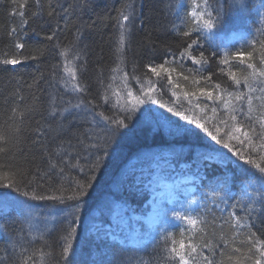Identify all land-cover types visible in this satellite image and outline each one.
<instances>
[{
    "label": "trees",
    "instance_id": "obj_1",
    "mask_svg": "<svg viewBox=\"0 0 264 264\" xmlns=\"http://www.w3.org/2000/svg\"><path fill=\"white\" fill-rule=\"evenodd\" d=\"M24 2L0 0V61L13 56L21 60L16 65L0 63V174L8 176L23 170L24 179L32 181L28 190L35 189L38 195L60 196L61 191L57 189H62L66 196L71 194L74 181L82 177L71 165L65 167L61 164L63 150L68 147L66 141L76 143V133H84L92 127L83 112L73 110L71 114L65 113L63 118L50 115L53 97L58 108L64 106L62 100H71L72 103H77L79 99L93 100L100 105L96 108L97 112L102 111L110 116L118 109L113 93L123 91L122 76L125 72L128 73L135 95L139 84L131 78L139 77L147 87L149 77L145 76L148 71L146 65L152 63L155 66L167 60L165 66L175 69L171 75L172 83H169L164 73L160 77H150L157 89L156 99L161 101L150 106L186 123L181 117H176L174 112H169V108L175 106L188 115L202 116L208 126H219L222 129L221 136L227 139L224 134L230 131L229 126L233 122L228 119L223 103L208 100L200 96L197 90H214V95L224 90L248 93L242 78L252 70L234 57L237 51L255 49L254 58L249 62L264 68L259 44L264 41V0H244L246 6L242 13L245 14L246 24L242 27L232 24L235 16H238L232 0H207V5L205 0H40L39 5L36 0H27L26 7H20ZM49 4L56 13L51 18L47 16L51 10ZM122 9L130 15V22L122 21ZM18 11L25 13L23 18ZM201 11L211 13L213 20L219 15L215 28H205L202 21L192 15L193 12ZM204 19H208V15ZM23 20L28 23L24 24ZM121 23L127 29L123 47L119 41ZM12 28L17 29L18 41L9 35ZM53 31L56 36L48 41L46 37ZM184 31H191L193 38L199 32V46H193L192 54L198 57L199 52L203 51L205 60L202 63L196 64L188 57L180 56L184 48L181 36ZM16 42L24 43L25 48L16 49ZM225 58L228 59L227 64L223 63ZM71 68L77 69L81 86L87 85L86 93L78 96L72 91L74 80L66 70ZM230 71L242 80L239 87L228 76ZM209 76L211 79H208ZM249 82L254 89L251 93L253 118H245L247 100L234 101L237 109H244V112L238 110L235 114L238 121L244 124L243 130L249 131L254 143L258 144L261 132L259 118L264 115V78L250 77ZM216 84H220L221 88L215 89ZM185 91L197 92L199 98H185ZM105 92L110 97L107 104L99 99ZM173 92L177 95H173ZM120 103L123 104V100ZM197 103L203 112L199 109L190 111ZM213 107L217 109L215 116L211 112ZM225 120L228 126L222 123ZM97 121L95 131L99 132L103 124L99 117ZM192 127L197 128L196 125ZM252 128H255V133H252ZM197 131L199 138L190 137L187 141L176 142L172 144L174 147L171 152L178 153L181 151L180 145L194 141L200 146L222 149L233 160H237L240 166L228 163V171L234 177L228 195L223 200L213 198V177L221 169L204 167L187 155V149L183 156L165 155L166 163L151 157L146 164L139 153L143 149L168 142L154 137L147 130H138L125 141L123 150L108 164L103 174L98 175L82 221L111 194V185L121 175L123 167L127 168L126 173H135L138 187H129L127 191L121 192L120 199L138 209L143 208L144 201L149 197L155 163L163 167L160 170H164L168 178L176 173L195 175V191L175 189L184 195H175L172 200L163 201L168 211L166 219L171 225L159 231L152 240L140 244L122 239L96 240L92 235L85 242V232L80 233L79 227L77 240L73 243L82 249L83 261L99 258L105 264H178V258L170 254V249L178 248L183 242L188 253L191 241L197 250L188 255L189 264H206L205 257L211 264H237L236 257H240L244 264H252L254 255H258L253 242L264 241V198L261 196L264 182L259 179L264 174L254 165L240 161L229 149L216 144L203 130L197 128ZM241 139L244 137L241 136ZM232 143L245 154H251L264 167V160L260 159L264 151L250 149L246 140L243 148L236 141ZM58 149H61L59 155ZM50 157L60 167H65L63 174H59L58 170L49 171ZM72 163L75 164V159ZM20 178L18 174L15 176L17 180ZM0 191L14 192L2 185ZM33 201L35 206L48 212L54 207L61 208L65 215H61L58 220H49L44 229H30V220L22 209L13 204L10 207L0 204V264H62L59 253L71 222L70 212L65 209L71 208V202L48 199ZM173 211L196 219L197 225L193 226L173 216ZM236 217L240 218L238 223ZM249 236H253V240H249ZM205 243L211 247L204 248ZM249 248H252V252L248 251Z\"/></svg>",
    "mask_w": 264,
    "mask_h": 264
},
{
    "label": "snow or ice",
    "instance_id": "obj_2",
    "mask_svg": "<svg viewBox=\"0 0 264 264\" xmlns=\"http://www.w3.org/2000/svg\"><path fill=\"white\" fill-rule=\"evenodd\" d=\"M242 6H246L244 4V0H239ZM36 3L39 5L40 0H36ZM205 4L207 5V0H205ZM27 0H25L24 4L20 5V7H26ZM51 10L47 12L48 17L55 16V8L49 4L48 6ZM127 8L128 6L125 5ZM18 14L21 18L24 17L25 13L23 11H18ZM192 15L196 17L198 20L202 21V24L207 29H213L216 27L219 21V15H217V19L213 20L211 17V13H205L203 11L197 13L193 12ZM208 15V19H204V16ZM120 17L122 21L130 22V15L126 14L122 9L120 11ZM24 24L28 23L27 20L22 21ZM120 34L119 41L121 47H123L126 40V31L124 24H120ZM9 35L13 36L17 41L19 39V34L16 28H12L10 30ZM56 36L55 31L49 36L46 37L48 41H52ZM183 37L184 48L180 53L181 57H188L194 63L200 64L205 60L204 52H199L198 57L192 54V49L194 45L199 46L200 34L197 32L196 37L193 38V33L191 31H184L181 33ZM255 43V42H254ZM260 50H261V62L264 63V41H260ZM16 49H24L25 44L16 42L14 44ZM253 51L242 52L237 51L234 53V57L242 60L247 64V67L252 71L249 75L243 76L242 80L245 85L248 87V93L235 91L229 92L224 90L222 92H218L214 95V90H208L205 88H199L197 91L200 96L207 97L208 100L213 102L221 101L223 103V107L227 112L228 119H230L233 123L229 126L230 131L226 132L224 135L227 139L221 136L222 129L219 126L212 125L211 127L206 124L204 121V117L197 116L195 114L188 115L184 111H179L175 106L173 108H169V112H174L176 117H181L183 121L180 119H175L172 116H169L165 113H161L158 109L152 108L150 105L152 103L160 104L161 101L156 99L157 89L155 87V83L150 79L152 75L156 77H160L162 73L166 74V79L169 83H172L171 75L175 69H171L165 66L168 63L165 60L164 63H160L159 65H153L149 63L146 65L148 71L145 73V76L149 77L147 87L144 83L141 82L139 77L133 76L131 79L134 80L137 84H139V89L137 90V94H133L132 86L129 83L128 73L125 72L122 76L123 83V91H115L113 96L118 105L117 111L113 112L112 115H105L104 112H97L96 108L100 107L96 101L93 100H85L79 99L77 103H72L71 100L64 101L61 103L64 105L63 107L55 106V97L52 98V106L50 115L53 117L59 115L63 118L65 113L71 114L73 110L78 112L85 113V119L89 121L92 125L90 129H86L84 133H76L75 139L76 143L73 144L71 140L66 141L68 147L63 150L61 164L68 166L71 165L72 168L76 169L79 175L82 177L81 179H77L74 181V187L71 188L70 195H64L62 189H57L61 191L60 196H47V195H38L35 189L28 190L31 186L32 181L25 180V173L23 170H18L17 173L13 175L4 176L0 174V185L6 189H13L14 192L5 193L0 191V197H4V202L7 204H13L20 200V197L29 198L31 200H59L61 203L67 201L71 202L70 208V216L71 222L69 225V229L67 230V234L63 237V245L61 247V251L59 253L62 264H105L103 259H96L93 261H83L81 257L83 256L82 249H78L74 246V241L77 240V236L79 234V227L83 223L81 217L85 212V206L88 203V199L91 197V191L94 189L95 183L98 182V175H102L106 170L109 163H111L114 159H116L121 151L123 150V146L125 141L135 135L138 130H147L151 132L154 137H158L162 140H165L170 145L175 144L179 141H187L190 137L199 138L198 129L203 130L204 133L207 134L208 137H211L216 144L222 145L223 148L229 149L232 153L235 154L236 157L239 158L240 161H245L246 164L254 165L261 174H264V167H261L259 163L256 162L255 159L252 158L251 154H245L244 151H241L237 148L232 141H236L240 148H243L245 140L247 141V145L250 149H258L260 151H264V115L259 118V127L261 132L259 133L260 142L254 143L252 136L249 134V131H244V124L238 121L237 115L235 114L238 110L240 112H244L243 107L237 109L234 105L235 102H243L247 100V112L245 113L246 119L253 118V104H252V96L251 93L254 89L249 82L250 77L256 78L261 77L264 78V68H258L256 63L249 62L253 60ZM66 55V53H62ZM227 57V53L225 54ZM35 58V57H24V59ZM78 58V57H77ZM3 64H12L16 65L21 63V60L17 59L15 56L9 59H4L0 61ZM224 64L228 63V59L225 58L223 60ZM55 67V66H53ZM69 71L72 76L74 83L71 85V89L78 96L79 94L86 93L88 88L87 85L81 86L77 79V69L71 68L66 69ZM223 71V69H221ZM228 76L234 82V84L239 87L242 83L241 79L237 78V74L235 72H229ZM188 79V77H185ZM211 79V76L208 77ZM196 83V81H193ZM179 87V85H176ZM221 85L216 84L215 89H220ZM226 93V96H225ZM173 95H177L176 92H173ZM185 98L187 97H197V92H187L183 93ZM199 97H197L198 99ZM100 100L103 101L104 104L109 103L110 97L105 94L99 97ZM123 100V104L120 101ZM191 103V101H189ZM167 107V105H165ZM195 109H199L203 112V109L200 108V104L197 103L194 109L190 111L194 112ZM217 109L213 107L211 112L215 116ZM90 113V115H87ZM23 115V113H21ZM97 117L100 118V121L103 124V127L99 132L95 131V128L98 125ZM225 126H228L227 120L222 121ZM192 125H196L197 128H193ZM252 133H255V128L251 129ZM241 136L244 139H241ZM2 138V137H0ZM181 151L175 152L172 151L170 153L173 157H179L185 155V149H187V155L191 158L199 161L204 167H218L221 169L219 174L216 177H213L214 187H213V198L223 200L225 196L228 195L230 191V186L233 183L234 177L228 171V163L231 162L233 164H237L240 166L237 160H233L228 156L227 153L223 152L222 149L213 148L209 151H202L197 146L194 141H190L186 144L180 145ZM2 151V150H0ZM61 153V149L57 150V154ZM73 159H75V164L72 163ZM261 160H264V156H260ZM65 167H60L55 160L49 158V171L58 170L59 174H63L65 171ZM19 175L21 178L19 180L15 179L16 175ZM262 182H264V175L259 177ZM5 180L7 183H5ZM129 187H138L135 184V173H121V175L113 181L111 185V194L110 198L105 201L104 209L101 213L100 217H89L88 226L85 230V242H87L90 235L95 236L96 240H107L111 239L112 241L119 240V232L121 229V224L128 216V208L126 204L120 199V193L127 191ZM22 188L24 189L22 191ZM262 189H264V183H262ZM15 194H19L18 196ZM184 193L177 192L176 196H183ZM12 196L14 199L8 200L7 197ZM262 198H264V191L261 192ZM23 204H28V199L22 201ZM192 203H196V201H192ZM161 211L163 213L161 221L163 222L168 215L166 205L162 204ZM107 215L110 219L107 221L103 220V216ZM173 216H177L183 220H186L189 224L195 226L198 221L190 216H185L182 213H178L173 211ZM237 223L240 218H235ZM167 236L164 237L167 240ZM249 240H253V236L248 237ZM122 242V241H121ZM185 244L180 242L179 247H172L170 249V254L174 257L178 258V264H189L188 255L190 253H194L197 250V246L189 242L188 248L190 252H185ZM204 248H210L211 245L208 243L203 244ZM253 247L258 252V255H254L252 259V264H264V241L253 242ZM237 252L240 249H236ZM249 252H252V248L248 249ZM206 260V264H211V261ZM237 264H244V261L240 257H236Z\"/></svg>",
    "mask_w": 264,
    "mask_h": 264
},
{
    "label": "rangeland",
    "instance_id": "obj_3",
    "mask_svg": "<svg viewBox=\"0 0 264 264\" xmlns=\"http://www.w3.org/2000/svg\"><path fill=\"white\" fill-rule=\"evenodd\" d=\"M233 7L235 9V12H237L238 16H235L232 24L234 26L242 27L243 24H246L245 20V14H243V10L245 9V6H242L239 2V0H232ZM246 3V2H245ZM245 21V22H244ZM200 150L202 151H209L212 150L213 146H207V145H197ZM172 147H174L172 144L169 143H160L155 146L143 149L139 156L143 157L144 160H146V164H148L151 157L155 159L161 160V163H166L167 159L164 158V156H169L172 150ZM166 165V164H163ZM146 168L149 167V165H145ZM154 173L151 176V182L149 184V189L151 191L150 196L151 198L146 201L143 208L138 210L139 207L132 206L129 203H126V206L129 210L128 216L125 218V220L121 224V231L119 232V239L128 241L130 243H143V241H148L150 239H153V237L157 233V226L159 224H162L161 221L163 213L161 211V201H159L162 198L169 197L172 198L174 195L173 187L168 184L169 179L166 178L164 174V170H160L163 167L160 168L159 163L154 164ZM158 168V169H157ZM127 171L126 167L122 168V172ZM178 176V175H177ZM182 176V175H179ZM192 175L186 176V178H191ZM183 178L182 182L186 179ZM181 178L177 177V181ZM181 181H178V183ZM186 187V186H185ZM194 187L191 186L189 189H193ZM110 198V195H108L105 200L103 201V204L98 208V210H93L88 214L87 219L80 225V233L85 232L87 226H88V220L89 217H100L101 213L104 209V204L107 199ZM8 200L14 199L12 196L7 197ZM28 198L20 197V200L13 203V205L16 208L22 209L25 212V215L30 220V229H44V226L48 224L49 220H55V218L60 219L61 215L64 214L63 210L61 208H54L53 211H46L40 209V207L35 206L36 203L33 200L28 199V204H23L22 201L26 200ZM0 204L6 205L7 207H10L12 204H7L4 202V197H0ZM136 207V209H135ZM65 210L70 212V208H66ZM152 211L157 212V215L160 216V220L155 223V219L152 215ZM65 215V214H64ZM103 220L107 221L110 219L107 215H104ZM44 223V225H42ZM165 226L171 225V222L165 221ZM163 223V224H164ZM154 224V225H153ZM153 225V226H152ZM146 226V227H143ZM152 226V227H151ZM148 229V230H147Z\"/></svg>",
    "mask_w": 264,
    "mask_h": 264
},
{
    "label": "bare ground",
    "instance_id": "obj_4",
    "mask_svg": "<svg viewBox=\"0 0 264 264\" xmlns=\"http://www.w3.org/2000/svg\"><path fill=\"white\" fill-rule=\"evenodd\" d=\"M55 208V207H54ZM54 208L53 209H50L49 211H53L54 210ZM56 209V208H55ZM152 215H153V217H154V221H155V223L157 224V222L160 220V216L159 215H157V212H155V211H152ZM154 225V224H153Z\"/></svg>",
    "mask_w": 264,
    "mask_h": 264
}]
</instances>
